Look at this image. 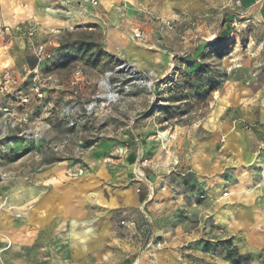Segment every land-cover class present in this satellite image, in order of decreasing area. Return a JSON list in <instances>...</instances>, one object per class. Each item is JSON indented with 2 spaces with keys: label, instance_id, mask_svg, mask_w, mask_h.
I'll return each mask as SVG.
<instances>
[{
  "label": "crops",
  "instance_id": "1",
  "mask_svg": "<svg viewBox=\"0 0 264 264\" xmlns=\"http://www.w3.org/2000/svg\"><path fill=\"white\" fill-rule=\"evenodd\" d=\"M95 1L0 0V38L8 37L0 46V73L7 68L17 76L35 67V57L27 58L15 71L7 54L9 34L30 28L39 37L64 28L98 31L106 52L154 78L167 75L176 56L209 47L225 54L232 82L251 85L247 100L259 107L264 121V0ZM167 20L171 27L163 24ZM138 29L143 39L133 37ZM235 124L213 123L203 151L191 163L196 187L209 197L195 206L202 214L196 231L164 237L151 221L160 246L147 244L140 221H118L124 210L139 214V195L118 199L117 210L102 203L89 214L86 198L63 199L61 183L53 178L47 191L38 186L27 204L0 210L4 264H264V124L258 126L261 135ZM250 135L251 141L244 140ZM17 212L23 215L17 217ZM223 239L231 241L235 256L228 258L215 248ZM204 240L212 245L208 250L202 247Z\"/></svg>",
  "mask_w": 264,
  "mask_h": 264
},
{
  "label": "rangeland",
  "instance_id": "2",
  "mask_svg": "<svg viewBox=\"0 0 264 264\" xmlns=\"http://www.w3.org/2000/svg\"><path fill=\"white\" fill-rule=\"evenodd\" d=\"M2 36L0 46L8 40ZM9 36L7 54L15 71L23 59L35 57L32 47L43 41L47 58L38 70L46 81L39 100L31 92L28 72L35 67L14 73L28 72V138L14 137V149L0 157L1 211L27 204L38 186L46 192L55 178L63 199L86 198L89 214L102 203L117 210L118 199L139 195V214L124 210L118 221L136 219L143 225L149 217L164 237L176 238L196 231L202 214L195 206L209 198L196 187L191 170L207 129L235 121L236 128L249 134L254 129L262 133L259 107L247 100L251 85L231 81L233 71L220 50L197 47L192 54L176 56L167 75L154 78L106 52L98 31L64 28L39 37L30 28ZM77 69L81 75L75 80ZM1 96L0 106L17 107L16 97ZM39 176L44 179L38 181ZM202 247L212 245L204 240ZM215 248L225 256L236 254L227 239Z\"/></svg>",
  "mask_w": 264,
  "mask_h": 264
},
{
  "label": "built area",
  "instance_id": "3",
  "mask_svg": "<svg viewBox=\"0 0 264 264\" xmlns=\"http://www.w3.org/2000/svg\"><path fill=\"white\" fill-rule=\"evenodd\" d=\"M239 0H235L238 3ZM92 4H96L95 0H90ZM163 24L171 27V21H164ZM90 30V28H89ZM135 39H143L144 33L138 29L134 31ZM33 53L36 59V66L32 70H28L32 74L31 92L37 99L41 100L44 97L42 88L46 79L40 74L38 65L43 63L47 58L46 45L43 42H37L33 48ZM130 67V66H128ZM131 68V67H130ZM133 72H136L131 68ZM28 72L20 77H15L9 69H4L0 73V91L4 95H12L17 98V107L0 106V157L2 154L14 149V137L28 138V117L29 111L26 107L28 102V93L24 90L26 85ZM81 75L80 70L74 71V79L77 80ZM242 124L244 122L242 121ZM33 142L37 143V135H33ZM226 195V193H224ZM124 224V222H122ZM130 226H134V222H130ZM147 244L160 246L159 240L152 235V222L149 217L144 218L142 225Z\"/></svg>",
  "mask_w": 264,
  "mask_h": 264
},
{
  "label": "trees",
  "instance_id": "4",
  "mask_svg": "<svg viewBox=\"0 0 264 264\" xmlns=\"http://www.w3.org/2000/svg\"><path fill=\"white\" fill-rule=\"evenodd\" d=\"M235 255H236L235 252H229V253H227L226 257L230 258V257L235 256ZM246 259H247V257L242 258V260H246Z\"/></svg>",
  "mask_w": 264,
  "mask_h": 264
}]
</instances>
